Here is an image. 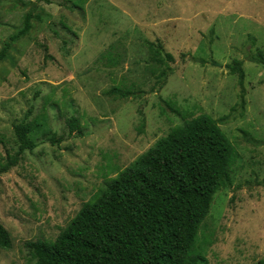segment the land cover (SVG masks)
<instances>
[{
    "label": "rangeland",
    "instance_id": "1",
    "mask_svg": "<svg viewBox=\"0 0 264 264\" xmlns=\"http://www.w3.org/2000/svg\"><path fill=\"white\" fill-rule=\"evenodd\" d=\"M28 15L29 32L11 41ZM7 43L0 154L18 151L16 124L45 118L50 131L0 174V224L12 239L0 264H33L27 243L54 241L107 179L202 113L239 152L199 233L203 255L207 264L264 260V66L254 60L264 52V0H0V55ZM149 43L174 58L162 88ZM114 87L139 95H107ZM72 117L83 136L71 133Z\"/></svg>",
    "mask_w": 264,
    "mask_h": 264
},
{
    "label": "trees",
    "instance_id": "2",
    "mask_svg": "<svg viewBox=\"0 0 264 264\" xmlns=\"http://www.w3.org/2000/svg\"><path fill=\"white\" fill-rule=\"evenodd\" d=\"M30 28L28 15L23 30L11 41L19 40ZM10 47L11 43L5 45L0 59ZM148 47L152 61L161 67L174 61L160 45L149 43ZM254 60L264 66V52ZM227 67L237 77L244 100L243 63L234 60ZM171 73L169 66L158 73L160 88ZM107 95L127 98L139 93L114 87ZM67 124L71 133L83 136L77 118L72 117ZM49 131L45 118L14 125L18 151L6 157L0 154V174L17 166L24 153L33 151ZM55 140L53 135L51 141ZM238 159L237 148L216 119L204 113L184 117L181 125L173 127L115 178L107 179L54 241L27 243L33 264H207L199 233L216 193L231 186L230 169ZM11 247V236L0 224V248ZM256 264H264V260Z\"/></svg>",
    "mask_w": 264,
    "mask_h": 264
}]
</instances>
